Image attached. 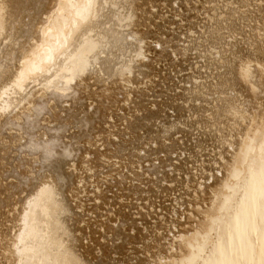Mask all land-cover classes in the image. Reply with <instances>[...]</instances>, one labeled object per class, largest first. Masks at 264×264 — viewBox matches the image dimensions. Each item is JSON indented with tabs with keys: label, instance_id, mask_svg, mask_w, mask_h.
I'll use <instances>...</instances> for the list:
<instances>
[{
	"label": "bare ground",
	"instance_id": "bare-ground-1",
	"mask_svg": "<svg viewBox=\"0 0 264 264\" xmlns=\"http://www.w3.org/2000/svg\"><path fill=\"white\" fill-rule=\"evenodd\" d=\"M0 264H264V0H0Z\"/></svg>",
	"mask_w": 264,
	"mask_h": 264
}]
</instances>
